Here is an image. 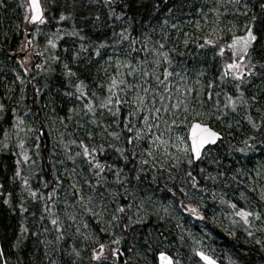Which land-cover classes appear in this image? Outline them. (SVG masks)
<instances>
[{
  "label": "rangeland",
  "instance_id": "rangeland-1",
  "mask_svg": "<svg viewBox=\"0 0 264 264\" xmlns=\"http://www.w3.org/2000/svg\"><path fill=\"white\" fill-rule=\"evenodd\" d=\"M19 3L27 6V0H19ZM248 7L245 0H191L179 14L164 19L160 29L154 31L153 35L145 36L142 41L144 52L140 56L134 50L133 43L125 38L124 32H119L120 36L116 37L113 45L109 43L92 48V61L89 60L94 65L91 66L92 71L77 69L78 65L73 59L74 64L65 68L64 75L66 84L74 78L71 82L73 92L59 94L57 110L54 111L48 92H41V104L48 114L45 127L53 139L56 156H53L56 185L47 189V193L33 186V182L37 181L38 167L35 159L40 141L34 131L33 119L27 111L11 116L10 122L13 125L3 132L0 145L4 152L15 145L19 154L14 155V173L9 179L18 193L15 204H19L21 209L25 204L36 201L41 205L43 214L46 215L45 211L51 214L46 217L43 215L47 221L43 222L41 231L38 232L44 245L40 255L42 259L48 252L59 253L58 247L63 239H67L70 245L76 240L94 242L98 237L95 234L96 228L112 235V241L120 238L114 230L116 218L114 219L115 214L108 198L109 188H123L129 181L126 175L109 169H105L101 177L94 179L91 175L90 155L84 154L86 142L90 146H99L101 150L107 145L114 146L118 142L117 130L123 128L126 130L128 143L137 153L138 167L151 175L157 174V182L166 186L165 177L172 171L181 168L188 169L191 173L192 164L187 162L190 154L180 150L183 147L181 140L187 141V130L192 120H203L213 125L215 130L233 135L235 141L231 147L224 143L225 156L212 160V165L205 154L196 162L199 170L203 168V164L208 166L209 163L220 171L209 170L198 187L192 181L191 188H183L182 191L188 197L195 199V212L191 211L189 215L181 207L178 208L173 199L174 190L169 186L166 188L167 193L151 190L144 198L134 202L136 205L132 207V221L141 223L152 217L165 223H168L165 220L174 222L171 232L175 239L167 243L166 247L179 250L184 248L181 255H177L176 250L172 253L175 264H202L190 259L196 250L219 261V256H222L221 264H242L236 254L219 255V252H215L210 232L201 221L196 226L192 224L196 222L195 218L200 220L197 216L207 213L224 234L240 232L259 246L262 253L258 263L264 264V199H261L264 197V136L261 138L262 132L264 133V106L258 103L259 91L264 88L262 75L252 70L244 71L239 80L233 75L225 76L224 78H229L230 85L229 88H224L220 76L228 70L214 60L213 52L208 49L210 44L206 42L205 46L200 47V52H194L191 57L186 55L188 46L194 45L197 39L230 43L233 34H242L248 24L243 19L247 16ZM108 18L111 21L113 19L108 24L112 30H122L125 24L122 15L119 18L113 15ZM55 34L49 35L40 45L41 31L39 28L35 29L31 34L32 49L21 60H16L27 67L35 54L43 53L46 57L42 60L40 70L47 72L51 69L50 64L58 62L56 50L63 34ZM166 36L171 42L167 41ZM258 37L260 42L256 46L264 55V29ZM163 38L168 42V49H173V44L179 42L180 47L176 50L179 57L171 59L167 50L161 47ZM49 40L54 41L56 46L52 47ZM24 46L25 40L20 51ZM68 46H63L65 52L70 49ZM161 53H166L168 58L164 59ZM181 56H185L183 60ZM244 63L253 69L252 60ZM68 69L74 75L68 74ZM165 72L168 73L167 76ZM216 72H220L218 79L212 80L211 77ZM83 74L88 75L90 83L87 79L83 80L86 78ZM15 75H11L14 79L8 77L9 87H6V92H12L15 81L21 82L22 78ZM113 80L116 84L110 87ZM77 84H82L83 91L77 90ZM218 86L222 87L221 90L230 92H221L227 100L218 98ZM228 97L236 104L235 108L229 104ZM109 99L111 103L108 102ZM117 100L120 103L117 104ZM88 105H91L92 110H89ZM9 129L15 130L12 138L9 136L12 132ZM178 137L181 139L178 140ZM1 188L4 190L1 191ZM8 191L9 188H3L0 184L3 204L10 205L12 197ZM240 209L253 214L249 218V224H245L243 218L237 215ZM53 220L57 223L53 224ZM25 232L26 230L23 231L24 234ZM249 232L252 233L251 236L248 235ZM0 256L3 259L1 250ZM144 260V264L151 261L146 256ZM56 263V259L50 260V264ZM154 264H157L156 258Z\"/></svg>",
  "mask_w": 264,
  "mask_h": 264
},
{
  "label": "trees",
  "instance_id": "trees-1",
  "mask_svg": "<svg viewBox=\"0 0 264 264\" xmlns=\"http://www.w3.org/2000/svg\"><path fill=\"white\" fill-rule=\"evenodd\" d=\"M245 1L249 7L247 16L243 19H246L248 24L252 25L254 33L259 36L264 29V8L261 7V5H264V0ZM190 2L191 0H42L46 20L41 26L37 27L41 31L39 44L42 45L47 37L53 33L62 32L63 34L57 45L59 48L56 50L58 62L50 64L51 69L43 72L40 67H37V65L42 64L43 58L46 57L43 53L35 54L27 67L22 66L18 61L22 58L20 55L26 50L24 48L23 52L20 51L25 40L24 28L26 21L24 17L26 15V4L19 3V0H0V105L3 106L1 107L0 139L5 129L13 125V122H10L11 116L20 115L25 111L29 113V117L33 119L34 131L40 137L35 159L38 167L37 181L33 182L35 189L47 193V189L56 185V164L53 161V156H55L54 142L45 127L48 122V114L44 111L46 108L44 109L41 104L43 99L41 92H48L53 109L54 111L57 110L59 108V94L73 92L71 82L74 78L69 80V84L65 83V65L72 67L74 64L72 60L74 59L76 65H78L77 69L92 71L91 66L94 65L89 62L93 52L92 48L99 47L102 44L112 43L113 45L122 30H126L124 34L129 42L133 43L134 50L138 51V56L142 55L144 52L142 41L145 36L148 34L153 35L160 29L164 19L179 14L184 8L186 9ZM61 14L67 16V18L60 20ZM112 15L117 17L122 15L125 22L122 30L119 28L112 30L108 26L110 22H113V19L112 21L109 20L108 16L111 17ZM253 17H256L254 21ZM73 33L77 34L73 35ZM167 38V41L171 42V39ZM167 41L166 38L162 39L163 47L170 54L171 59L172 57H179L176 54L177 47H180L179 42L173 44V49H168ZM206 42L207 40L197 39L194 45L188 46L186 55L191 57L194 52H200V47L205 46ZM223 44L225 42L220 43L214 40V43L210 44L211 46H208V49L213 52L214 60L220 62L221 66L224 67L225 63L231 61V55L229 49H226L223 55L220 54L218 45ZM256 44L251 50V60L254 63L252 70L261 73V81L263 82L264 67H261V65L264 64V55L257 49ZM65 45L70 47L67 52L63 50ZM31 49L32 47L29 51ZM181 57L183 60L185 56ZM43 65H45V61H43ZM219 73H214L211 77L212 80L214 78L215 80L218 79ZM15 74L22 78L21 82L15 81L12 92H6V87H9L7 84L8 77ZM85 77L83 80L87 79L88 75L86 74ZM220 77H223V87L229 88V78H224L223 75ZM87 81L90 83L88 79ZM218 87H220V90L217 91L218 98L222 101L227 100V97L221 95V92L224 94H230V92L221 90V86ZM258 100L260 106H264V88L259 91ZM262 121L264 123V115H262ZM210 126L214 127L213 125ZM9 131H12L9 134L12 138L15 130L9 129ZM117 133L118 137L116 139L118 142L114 146L112 144L106 147L103 146L105 148L101 150L97 145L90 146L88 142L85 144L91 158L90 169L94 179L101 177L105 169H109L126 175L129 181L127 186L123 188H116V186L109 188L108 198L112 205L111 210L116 218L114 230L120 236L119 244L115 246L109 243V241H112V235L102 233L96 228L98 232L96 231L95 234L98 237L94 242L91 240H76L70 245L67 239H63L58 247L59 253L48 252L43 259L40 255L44 245L41 234L38 232L41 231L43 222L47 221L43 218V215L46 217L51 214L46 211V215L43 214L41 205L36 201L25 204L23 211L18 207L19 204H15V201L18 200V193L11 186L9 179L11 178L10 175L14 173V155L19 156V154L15 145L10 146L6 152L3 151L0 145V184L3 188H9L8 192L12 197V204L8 205L3 204V195L0 196V250L3 253V259L0 256V264H50L51 259H56V264H144L145 256L150 258L149 264H154L158 250H165L171 255L176 250L177 255H181L184 248L180 245H178L181 247L180 250L166 247L167 243L175 239L171 232L174 222L165 220L168 222L165 223L163 220L152 217L146 218L141 223L133 222L132 207L136 205L134 202L136 203L138 199L144 198L151 190L162 194L167 193L166 188L171 186L175 193L173 196L175 205L178 208L181 207L190 215L191 209L197 203L194 198L188 197L182 191L183 188H191L192 181L195 183L194 186L198 187L204 181L202 178L209 170L220 171L219 168L211 166V161L218 158V156H225L224 149H226V146H224V143L231 147L235 138L233 135L229 136L221 132L223 134L221 143L209 146L203 151L211 165L209 163L208 166L203 164V168L199 170V165L194 162L192 163L191 173L188 172V169L174 170L170 174L168 173L169 175L166 174L168 176L165 177L166 179L164 178L166 185L164 186L157 182V174L151 175L138 167L137 153L128 143L126 130L119 128ZM263 136L264 133L262 132L261 138ZM196 178L198 179L196 180ZM9 186L12 191H10ZM3 190L1 188V191ZM118 209H122V211H118ZM197 217L200 220L198 221L195 218L196 222L192 224L196 226V224L202 222L203 226L209 230L210 239L216 249L215 252H219V255L221 253L226 255L236 254L242 264H260L258 262L262 253L261 248L247 239L244 234L240 232L231 235L224 234L207 213ZM21 226L26 230L25 234L21 230ZM97 240L106 244L105 255L99 261L92 259V249L96 247ZM112 248L117 249L118 254L116 256L112 255L110 251ZM219 257L220 262L223 263L222 256ZM190 259L194 262L197 261L194 254H192V257L190 256Z\"/></svg>",
  "mask_w": 264,
  "mask_h": 264
},
{
  "label": "snow or ice",
  "instance_id": "snow-or-ice-1",
  "mask_svg": "<svg viewBox=\"0 0 264 264\" xmlns=\"http://www.w3.org/2000/svg\"><path fill=\"white\" fill-rule=\"evenodd\" d=\"M261 7L264 8V5H261ZM24 19L29 21V23L39 22L40 24H43L45 22L46 20L45 8L42 6L41 0H27V13ZM59 19L64 20L66 19V17L63 14H61ZM252 19L254 21L256 17H253ZM124 31L126 30H122V34ZM76 34L77 33H73V35H76ZM259 42H260V37H258L254 33L252 25L246 24L242 34H233L231 36L230 43L218 45L219 52L221 55L225 53L226 49L230 50V55H231V61L228 63H225L224 65L225 69H227L228 71L224 72L223 76L233 75L236 79L239 80L243 77L244 71L251 72L252 68L247 67V64L244 62L246 61L248 63L251 62V59H252L251 50L253 49L254 44L259 43ZM48 43L52 45V47L56 46L54 41L52 40H49ZM207 43L213 44L214 40L207 39ZM161 47H163V45H161ZM98 54H99V51H97V55ZM161 55L164 56V59L168 58L166 53H161ZM37 67H40V65H37ZM65 67L67 68V65H65ZM261 67H264V64H262ZM25 71H27V69H25ZM68 74L74 75V73L71 72V69H68ZM165 75L167 76L168 73L165 72ZM161 83H163V81H161ZM115 84H116V81L113 80L110 87L114 86ZM75 87L77 88V90L83 91L82 84H77L75 85ZM228 101H229V104L233 108L236 107V104L233 102L231 97H228ZM108 102L111 103L112 101L109 99ZM116 103L118 104L120 103V101L117 100ZM0 107H3V106L0 105ZM88 107H89V110H92L91 105H88ZM176 107H179V105H176ZM173 123H175V121H173ZM253 126L255 127V125ZM149 127L151 126L149 125ZM187 131H188L187 141H190V143L185 140H181L183 147L180 150L187 154H190L188 161H187L188 164H192L194 159L201 157L202 150L205 149V147L209 145L210 143H215L216 140L221 135L219 131L214 130L212 127L209 126L208 123L204 122L203 120H192L189 123V127ZM113 135H115V133H113ZM137 137L139 138V133L137 134ZM177 139L180 140L181 138L178 137ZM93 151H95V149H93ZM241 151H243V149H241ZM84 154L88 155L87 149H85ZM97 167H99V165H97ZM25 183H27V181H25ZM33 195L35 194L33 193ZM261 199H264V197H261ZM5 203H8V201L5 200ZM233 207H235V205H233ZM21 211H23V208H21ZM118 211H122V209H118ZM191 211L195 212V209H191ZM237 215L243 218L245 224H249L250 222L249 218L252 217L253 214L251 212L245 211L244 209H240ZM256 218L257 219L259 218V214H257ZM52 223L56 224L57 221L53 220ZM21 230L22 231L25 230L23 226H21ZM248 235L251 236L252 233L249 232ZM119 242H120L119 237H117V239L114 241H109V243L111 244H119ZM257 243H259V241H257ZM105 248H106V244L100 243L99 240H97L96 247L92 249V259L95 261L101 260V258L105 255ZM110 251L113 256H116L118 254L117 249L115 248L110 249ZM157 254H158L160 264H175L173 258L169 256L166 252L158 250ZM197 255L203 261H205L206 264H217L216 260H214L212 256L207 255L203 251L197 252Z\"/></svg>",
  "mask_w": 264,
  "mask_h": 264
},
{
  "label": "water",
  "instance_id": "water-1",
  "mask_svg": "<svg viewBox=\"0 0 264 264\" xmlns=\"http://www.w3.org/2000/svg\"><path fill=\"white\" fill-rule=\"evenodd\" d=\"M26 23H27V30H26V32H25V34H26V40H27V48H29L30 47V31H31V29H32V27H33V25L35 24V23H37V22H31V23H29V21H26ZM217 131V130H216ZM221 137H222V134L220 135V137L216 140V142L215 143H210L209 145H207V146H212V145H214V144H216L220 139H221ZM189 143H190V141H188ZM206 146V147H207ZM203 151V150H202ZM200 158V157H199ZM199 158H196V159H194V161H197ZM199 251H201V250H196L195 251V257L202 263V264H206V262L205 261H203L198 255H197V252H199ZM165 252V251H164ZM167 253V252H166ZM168 254V253H167ZM169 255V254H168ZM208 255V254H207ZM169 256H171V255H169ZM213 258V257H212ZM214 259V258H213ZM156 260H157V264H160V262H159V258H158V254H156ZM215 260V259H214ZM216 262H217V264H220L217 260H216Z\"/></svg>",
  "mask_w": 264,
  "mask_h": 264
}]
</instances>
